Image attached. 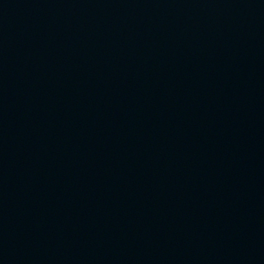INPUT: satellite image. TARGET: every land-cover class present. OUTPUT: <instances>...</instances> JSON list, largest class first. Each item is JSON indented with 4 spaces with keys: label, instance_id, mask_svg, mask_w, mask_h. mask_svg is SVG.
Masks as SVG:
<instances>
[{
    "label": "water",
    "instance_id": "obj_1",
    "mask_svg": "<svg viewBox=\"0 0 264 264\" xmlns=\"http://www.w3.org/2000/svg\"><path fill=\"white\" fill-rule=\"evenodd\" d=\"M0 264H264V0H0Z\"/></svg>",
    "mask_w": 264,
    "mask_h": 264
}]
</instances>
